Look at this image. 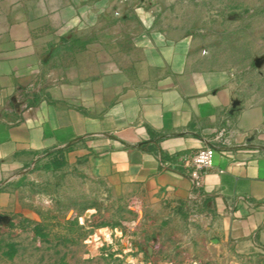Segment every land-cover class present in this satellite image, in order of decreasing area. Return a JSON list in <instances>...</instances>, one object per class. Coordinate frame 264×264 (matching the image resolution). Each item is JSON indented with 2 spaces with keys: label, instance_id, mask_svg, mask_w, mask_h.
Here are the masks:
<instances>
[{
  "label": "crops",
  "instance_id": "1",
  "mask_svg": "<svg viewBox=\"0 0 264 264\" xmlns=\"http://www.w3.org/2000/svg\"><path fill=\"white\" fill-rule=\"evenodd\" d=\"M180 1L0 0V215L15 180L57 162L138 200L188 198L186 161L225 129L199 198L215 236L264 254V58L216 66Z\"/></svg>",
  "mask_w": 264,
  "mask_h": 264
},
{
  "label": "rangeland",
  "instance_id": "2",
  "mask_svg": "<svg viewBox=\"0 0 264 264\" xmlns=\"http://www.w3.org/2000/svg\"><path fill=\"white\" fill-rule=\"evenodd\" d=\"M177 15L216 66L247 73L264 58V0H184ZM9 189L0 264H264L212 233L197 191L138 200L80 165H41Z\"/></svg>",
  "mask_w": 264,
  "mask_h": 264
},
{
  "label": "built area",
  "instance_id": "3",
  "mask_svg": "<svg viewBox=\"0 0 264 264\" xmlns=\"http://www.w3.org/2000/svg\"><path fill=\"white\" fill-rule=\"evenodd\" d=\"M204 146L197 150L189 160L186 161L188 168V179L193 191H199L204 174L213 167L216 153L215 144L226 143L225 129L217 131L213 139H203Z\"/></svg>",
  "mask_w": 264,
  "mask_h": 264
},
{
  "label": "trees",
  "instance_id": "4",
  "mask_svg": "<svg viewBox=\"0 0 264 264\" xmlns=\"http://www.w3.org/2000/svg\"><path fill=\"white\" fill-rule=\"evenodd\" d=\"M62 164H63V162H57L53 166H54V168L57 169V168H60L62 166Z\"/></svg>",
  "mask_w": 264,
  "mask_h": 264
},
{
  "label": "water",
  "instance_id": "5",
  "mask_svg": "<svg viewBox=\"0 0 264 264\" xmlns=\"http://www.w3.org/2000/svg\"><path fill=\"white\" fill-rule=\"evenodd\" d=\"M4 221V218L0 216V223Z\"/></svg>",
  "mask_w": 264,
  "mask_h": 264
},
{
  "label": "bare ground",
  "instance_id": "6",
  "mask_svg": "<svg viewBox=\"0 0 264 264\" xmlns=\"http://www.w3.org/2000/svg\"><path fill=\"white\" fill-rule=\"evenodd\" d=\"M106 234V233H105ZM106 236H107V234H106Z\"/></svg>",
  "mask_w": 264,
  "mask_h": 264
}]
</instances>
